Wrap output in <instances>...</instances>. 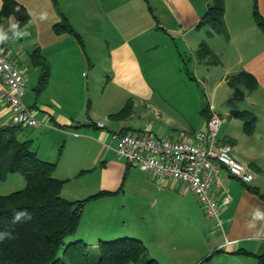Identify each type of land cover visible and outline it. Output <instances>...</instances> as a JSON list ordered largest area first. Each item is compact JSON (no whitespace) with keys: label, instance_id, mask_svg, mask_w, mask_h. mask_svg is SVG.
Wrapping results in <instances>:
<instances>
[{"label":"crops","instance_id":"crops-1","mask_svg":"<svg viewBox=\"0 0 264 264\" xmlns=\"http://www.w3.org/2000/svg\"><path fill=\"white\" fill-rule=\"evenodd\" d=\"M16 1L28 13L47 12L49 17L41 22L30 16L23 28L31 35L5 43L10 58L26 74L24 102L44 122L31 128L38 132L36 137L25 140L33 142L40 159L57 163L55 177L67 180L62 190L65 199L81 201L100 191L112 192L85 204L80 226L71 241L86 240L97 248L98 240L134 236L144 242L150 258L157 261L156 249L173 252L185 245L187 250L192 224L204 241L205 262L211 263L214 258L216 264L264 261V221L249 227L252 213L257 208L264 212V33L254 17L255 0H225L228 36L215 33L207 39L205 29H209L207 35L212 29L197 27L208 9L203 0H146L148 20L144 24L137 16L140 0H128L131 4L125 0ZM257 2L264 17V0ZM171 15L177 17L179 27L169 29ZM63 16L82 35L84 46L68 33L55 32L54 27ZM14 22L15 17L10 16L3 19L0 27L8 30ZM215 37L216 55L220 58L216 73L221 72V78L216 80L214 94L222 90V94L237 99L229 104L227 99L216 100L215 104L194 97L192 94L198 93L186 89L189 81L182 72L186 70L190 75L186 66H181L184 54L190 55L196 70L208 65L199 61L197 51L206 42L214 52ZM37 48L48 59L51 69L48 86L41 93L37 87L42 69L31 58ZM242 71L256 77L259 86L254 92L244 86H229V76ZM5 92L0 78V125L11 123L12 112ZM135 99L150 112L154 110L162 116L164 112L165 122L171 124L168 131L169 127L163 125L146 128L170 137L202 130L208 121L206 107L212 116L224 119L235 110H247L257 116L252 134L246 133L240 119H225L220 127L221 142L229 143L233 156L256 174L254 182L245 184L221 168L220 182L214 188L223 220L220 228L217 222L205 217L190 188L171 179L161 180L151 172L133 170L118 157L113 136L137 133L141 131L140 125L134 122L133 115L122 121L110 120L109 116L130 100L135 109ZM83 171L88 172L81 174ZM223 190L230 195L229 201L225 200ZM129 193L135 200L130 206L135 213L132 227L126 228L119 223L118 216ZM166 201L169 209L162 208V216L161 207L150 218L142 213L144 208H156Z\"/></svg>","mask_w":264,"mask_h":264},{"label":"trees","instance_id":"trees-1","mask_svg":"<svg viewBox=\"0 0 264 264\" xmlns=\"http://www.w3.org/2000/svg\"><path fill=\"white\" fill-rule=\"evenodd\" d=\"M225 10V0H213L197 27L211 28L210 35L218 33L228 36ZM10 16L20 22L21 28L30 20L27 9L16 0H3L0 24ZM254 17L264 33V17L260 14L257 0L254 5ZM54 30L57 34L68 33L74 36L78 43L84 46L82 35L66 16L62 17ZM197 57L208 65L215 66L220 63V58L206 42L199 47ZM31 58L33 64L42 69L37 87L41 93L49 83L50 64L39 48L34 50ZM228 84L232 88L244 86L249 92H254L259 86L256 77L246 71L229 76ZM132 114L133 101L130 100L120 111L111 114L109 119L122 121L130 118ZM204 114L207 120L211 119L209 107L205 108ZM231 117L244 122L246 133L254 132L257 116L253 112L235 110L231 112ZM23 130L24 127L18 124L0 125V183L15 173L23 175L27 182L24 189L0 196V234H10L0 240V264H94L90 244L82 239L69 243L67 240L76 234L85 204L93 199L109 196L112 192L100 191L81 201H70L62 197L67 180L55 177L57 163L40 159L32 141H22L18 138ZM87 172L83 171L81 174ZM16 213H25V216L16 221ZM93 249L97 250L96 264L157 263L155 259H148L146 245L135 237L100 241L97 248ZM260 264H264V261Z\"/></svg>","mask_w":264,"mask_h":264},{"label":"built area","instance_id":"built-area-1","mask_svg":"<svg viewBox=\"0 0 264 264\" xmlns=\"http://www.w3.org/2000/svg\"><path fill=\"white\" fill-rule=\"evenodd\" d=\"M0 78L6 87L5 101L12 112L11 123L30 128L44 124L24 102L27 79L3 45H0ZM224 121L221 116L213 115L202 130L178 133L174 137L155 133L150 128L143 132L115 134L116 152L132 167L190 188L205 214L220 228L223 220L214 188L220 182L221 168H226L245 184H251L256 178L251 168L233 156L232 146L221 142L219 131ZM222 193L226 201L231 199L226 190ZM233 243L228 241V244Z\"/></svg>","mask_w":264,"mask_h":264},{"label":"rangeland","instance_id":"rangeland-1","mask_svg":"<svg viewBox=\"0 0 264 264\" xmlns=\"http://www.w3.org/2000/svg\"><path fill=\"white\" fill-rule=\"evenodd\" d=\"M126 2L130 3L128 0H125ZM141 3V9L139 7V14H137V16L139 17V21L144 24L147 20H148V15L147 14V3L146 0H140ZM213 3V0H203V5L205 7H209L211 4ZM208 10V9H207ZM207 12V11H206ZM179 22L177 20V17L175 15H171L169 17V24L168 27L169 29H174L179 27L178 26ZM207 30H209L208 28L205 29V38L207 39L208 37H210L211 35H207ZM158 36V35H157ZM163 38V37H161ZM164 41H166L165 38H163ZM214 52L216 54V37L214 39ZM72 53L73 50H71ZM81 52V51H79ZM75 53H77L75 51ZM181 66H183V69H188L189 74L188 75L186 73V70H182L183 72V76L184 78H186L189 81V84L187 85V90L188 91H194L195 93L197 92L198 94H192L194 95V97H198L201 98L203 97V99H205V101H208L209 103H215L216 104V100L217 101H224V99L228 100L227 103H231V102H236L237 99H232L231 94H222V90L219 92V94H214L215 89H216V80L221 78V72L217 71L216 73V65L215 67H212L211 65H205L203 64V66L199 69L196 70V68L193 65L192 59L190 58L189 54H184L183 58H182V62H181ZM186 66V68L184 67ZM88 70V69H87ZM24 75L26 76L25 72L23 71ZM182 84V83H181ZM30 87V84H28ZM28 87V88H29ZM189 87V88H188ZM227 88V87H225ZM217 96V97H216ZM229 97V98H225V97ZM136 100V106L135 109L133 108V111L135 110L133 115V119L134 122L137 125H140V130L138 132H143L146 130V127L148 126H153L156 128L157 126H167L169 128H167L166 131H168L171 127V124H167L166 121V115L163 113V116L161 114H159L158 112L152 110V112H150L149 108L147 109L146 106L137 100ZM178 116V114H175ZM175 116V118L177 117ZM198 116V114H197ZM162 117H164V119L162 120ZM182 117V115L180 116ZM225 119L231 120L233 119L232 117H227L224 116ZM177 119H179L177 117ZM205 128V127H204ZM155 132H157V130H154ZM153 131V132H154ZM38 132L34 129L32 130L31 128L29 129H24L22 132L19 133L18 138L20 140H25L26 138L30 137H36L35 135ZM132 169H137L136 167H132ZM27 182L26 179L23 175L15 173V174H10L7 178L6 181L1 182L0 183V196L2 195H8L10 193H13L15 191H19L22 190L26 187ZM131 203H133V205L135 204V200L133 199L132 195L127 196V200H124V204H125V208L123 210V208L121 209V211H119V223L122 225V223H124L125 227H132V223H131V218L133 216V214L135 213V211H132L130 209ZM123 205V203H122ZM152 205V204H151ZM168 202H164L163 205L160 203V205H158L156 208H154L153 206L151 208H147L144 210H142V213L147 216V218L156 213L157 214V210H159V208L161 207L165 210H168ZM156 210V212H154ZM164 210H162V213H164ZM168 213V211H165ZM142 215V216H144ZM205 217L209 220H213L211 218H209L206 214H204ZM214 222H216L215 220H213ZM212 221V222H213ZM123 227H121L122 229ZM120 229V228H119ZM132 229V228H131ZM134 231V230H133ZM128 235V234H125ZM188 235L190 238V242L187 244V250H185V245H182L180 247L179 250L173 251V252H165L161 250H154V255L157 257V263L156 264H216V258H214L213 262L208 263L204 261V259L202 258V253L205 252L206 247L204 244L203 239L200 236L199 230L195 225L190 224L189 226V230H188ZM98 237V236H96ZM106 237V236H104ZM123 237H134V236H121L119 238H123ZM92 238V237H91ZM94 238V237H93ZM138 238V237H135ZM118 239V238H116ZM72 240V237L68 238L67 242L69 243ZM115 239L112 240H105L102 239L101 241H113ZM86 243H89L88 241L84 240ZM100 242V240H98ZM98 242V243H99ZM93 244V243H91ZM147 247V246H146ZM148 249V248H147ZM91 253H92V259L94 264L97 263L98 261V255H97V250L91 248ZM150 253V252H149ZM148 253V259L150 258V255ZM153 252H151L152 254ZM152 259V258H151Z\"/></svg>","mask_w":264,"mask_h":264},{"label":"clouds","instance_id":"clouds-1","mask_svg":"<svg viewBox=\"0 0 264 264\" xmlns=\"http://www.w3.org/2000/svg\"><path fill=\"white\" fill-rule=\"evenodd\" d=\"M3 6V0H0V8ZM19 11V8H17ZM30 16L38 19L39 21L43 22L46 21L48 17L47 12H41L36 14L34 12L29 13ZM31 35L29 31L24 28H21L20 22L16 21L9 25L8 30H5L3 27H0V45L8 43L10 41H17L24 38H27ZM25 216V213H16L15 220L19 221L21 217ZM264 221V212L260 211L258 208L252 213L251 220L249 221V227L254 228L257 222ZM10 234L4 233L0 234V240H3L5 237L9 236Z\"/></svg>","mask_w":264,"mask_h":264}]
</instances>
